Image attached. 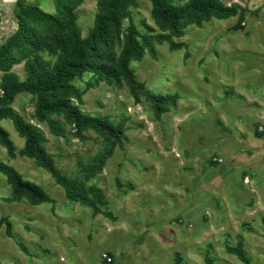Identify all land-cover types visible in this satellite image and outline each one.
Returning a JSON list of instances; mask_svg holds the SVG:
<instances>
[{"label": "rangeland", "instance_id": "rangeland-1", "mask_svg": "<svg viewBox=\"0 0 264 264\" xmlns=\"http://www.w3.org/2000/svg\"><path fill=\"white\" fill-rule=\"evenodd\" d=\"M10 3L13 0H5ZM55 14L53 0H27ZM187 0H180V4ZM245 11L202 27L190 24L180 49L154 43L131 67L156 95H177L161 116L128 86L108 85L90 73L75 84L82 110L109 117L127 139L88 185L102 189V213L70 200L65 189L34 159H0L40 185L55 203L32 205L12 198L0 173V264H246L229 247H242L250 264H264V0H221ZM98 0L77 9L83 36L93 27ZM152 0H138L132 19L140 33L156 31ZM130 20L125 21V28ZM159 32V31H158ZM157 33V32H156ZM22 80L24 64L13 67ZM3 73L0 72V80ZM35 98L17 96L13 106L46 136L45 147L70 180L85 181L87 168L110 144L94 131L81 140L62 117L64 137L34 117ZM18 151L25 139L11 120L0 122ZM112 258L108 262L104 256Z\"/></svg>", "mask_w": 264, "mask_h": 264}, {"label": "trees", "instance_id": "trees-1", "mask_svg": "<svg viewBox=\"0 0 264 264\" xmlns=\"http://www.w3.org/2000/svg\"><path fill=\"white\" fill-rule=\"evenodd\" d=\"M86 0H53L56 13H49L27 0H0V122L11 120L25 139L18 151L10 133L0 125V145L11 158L18 155L34 159L37 165L49 172L65 189L66 196L77 203L102 213L100 205L107 200L101 188L88 185L104 169L106 160L115 147L123 146L125 131L109 117L86 114L82 108L83 93L74 83L90 73L108 85L128 86L136 100L144 96L149 100L157 116L176 106L177 95H156L140 82L131 64L150 52L154 55V43L169 42L171 49H180L183 42L174 38L185 36L190 24L202 27L213 18L229 19L240 15L237 29L245 19L239 6H227L221 0H152V18L158 31L140 33L132 19V8L138 0H98L97 13L89 34L83 36L78 26L77 9ZM130 24L125 28V21ZM157 32V33H156ZM24 64L27 76L24 80L13 71L17 64ZM29 93L35 98L34 117L39 124L46 123L57 136L66 135L65 126L54 116L62 117L71 126L76 138L85 140L86 132L94 131L109 144L108 152L87 168L85 181L70 180L57 167L54 156L46 147V136L35 124L26 120L13 106L18 95ZM0 173L5 175L12 188V198L26 199L32 205L55 203V200L37 183L26 180L14 167L0 159ZM8 232L11 224L7 218ZM246 264H250L242 247H229ZM207 264H215L206 257Z\"/></svg>", "mask_w": 264, "mask_h": 264}, {"label": "built area", "instance_id": "built-area-1", "mask_svg": "<svg viewBox=\"0 0 264 264\" xmlns=\"http://www.w3.org/2000/svg\"><path fill=\"white\" fill-rule=\"evenodd\" d=\"M104 258L108 261V262H111L112 261V258L108 255H105Z\"/></svg>", "mask_w": 264, "mask_h": 264}]
</instances>
